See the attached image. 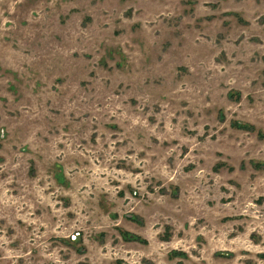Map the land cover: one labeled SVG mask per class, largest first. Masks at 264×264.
Listing matches in <instances>:
<instances>
[{
  "label": "rangeland",
  "instance_id": "obj_1",
  "mask_svg": "<svg viewBox=\"0 0 264 264\" xmlns=\"http://www.w3.org/2000/svg\"><path fill=\"white\" fill-rule=\"evenodd\" d=\"M0 264H264V0H0Z\"/></svg>",
  "mask_w": 264,
  "mask_h": 264
},
{
  "label": "trees",
  "instance_id": "obj_2",
  "mask_svg": "<svg viewBox=\"0 0 264 264\" xmlns=\"http://www.w3.org/2000/svg\"><path fill=\"white\" fill-rule=\"evenodd\" d=\"M234 126L240 128V129H254L255 127L251 124H248V123H243L241 121H235L234 122ZM121 230V234L124 238H126L127 240H132V239H135V240H139V241H142V242H145L144 239H142L140 236L138 235H133L131 233H129L128 231H125L123 229H120ZM176 254H180L178 252H176Z\"/></svg>",
  "mask_w": 264,
  "mask_h": 264
}]
</instances>
